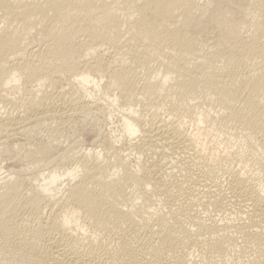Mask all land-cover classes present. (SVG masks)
Segmentation results:
<instances>
[{
	"label": "bare ground",
	"instance_id": "1",
	"mask_svg": "<svg viewBox=\"0 0 264 264\" xmlns=\"http://www.w3.org/2000/svg\"><path fill=\"white\" fill-rule=\"evenodd\" d=\"M101 86L138 157L69 139ZM10 139L43 166H0V264H264V0H0Z\"/></svg>",
	"mask_w": 264,
	"mask_h": 264
},
{
	"label": "rangeland",
	"instance_id": "2",
	"mask_svg": "<svg viewBox=\"0 0 264 264\" xmlns=\"http://www.w3.org/2000/svg\"><path fill=\"white\" fill-rule=\"evenodd\" d=\"M154 68L155 67L153 66L152 70ZM104 82L105 81H103L102 83H104ZM89 91L93 92V97L97 100V102H98L99 106L101 107L102 111H97L96 114L94 115V120H93L94 121L93 122L94 125L93 124L91 125L90 123L82 122L80 119H74L72 121L71 127L68 130L69 135H70L69 139H74L76 141L77 147L79 149H81V150H84V149L88 150L90 148H94L92 146H95V142H94L95 140L94 139L96 137L97 132H99L98 134L101 133V135H106L108 138H110V136H114V135L117 137V139L123 137V134H122L123 131L121 130L120 123H119L120 122V115H121L119 113V111H120V107L122 108L123 105L121 104L122 106L117 107V109H116V107L112 108L113 110L110 109V106H114L113 99H112L111 96L106 94V92L102 89V86L99 88V90H97V92H95V90H93V88H89ZM103 96H105V98H103ZM109 98H111V100H109ZM173 100L175 101V98ZM198 101H200V102L202 101L203 105L201 103H199ZM198 101H197V103L200 104L201 107L202 106L206 107L204 105V101L202 99H199ZM111 102H113V104H111ZM194 102H196V101H194ZM136 105H135V107H136L135 110L137 111V113H139V115L146 116L147 112L149 114V110H150V112L153 111V109H151V108L149 110L148 109H143L140 104H138L137 106ZM214 107L212 106L210 109H212ZM123 108H125V107H123ZM213 110L216 111V107L214 109H212V111H211V113L214 112L213 116H215V114H217V112H215ZM110 111H112V112H110ZM162 111L163 112L161 114H164V110H162ZM227 130H229V129H226V130H224L222 132L218 131L219 133L218 132L214 133V134H216V138L218 137V140H217V143L214 142L212 139L210 140L212 148L215 149L214 146H216V147L219 146V149L218 148L215 149L217 152H220L221 150H228V151H231V152L235 151L236 153L237 152H242V151L246 152L247 145L245 144V142L241 141V139H239V137H237L238 136L237 134H235V136L232 135L233 131H232V134H231L230 133L231 131L230 130L227 131ZM223 132H224V134H223ZM121 135H122V137H121ZM219 137H220V139H219ZM230 137H231V140H230ZM222 138H224V139H222ZM225 138H227V139H225ZM228 140H230V141H228ZM68 141L63 140V139H59L58 143L61 146H63V148H65V147H67L68 143L70 142V141L69 142ZM219 141L221 143L222 142H224V143L226 142V143L225 144L224 143L221 144V143H219ZM133 142H135V140ZM133 142L132 141L129 142V139L127 138V135L124 136L121 139V141L116 144L118 152L120 154H122V155H126V154L130 153V154H132L131 155L132 157H134V158H136V156L138 157V155L135 156L136 150H134V147L132 146ZM15 143H16V140H11L10 139L8 141V143H7V146L3 149L4 150V155H0V166L3 167L2 173H5V175H6V174L10 173L11 171H15V170L16 171L17 170H24V171L27 170V172H29V171H34V172L39 171L42 168V166H43L42 162L39 161L40 159H34V158L30 157V156H26V157H18L17 156L15 158H11L10 160L9 159L7 160V158L10 155V152L15 149V146H14ZM64 143H65V145H64ZM215 143L218 144V145H216ZM224 148H227V149H224ZM132 157L130 159L131 162L133 161ZM139 159H140V161L142 160L141 158H139ZM69 162L71 163V161H69V159H66L59 167L64 169V167H68L69 166V164H70ZM132 164H133V162H132ZM8 170H11V171L9 172ZM27 175H29V176H27ZM27 175H26V178H28V177L30 178L31 177V174L28 173ZM66 182L67 181H65V183L62 182L63 184L62 183L57 184L58 185L57 188L59 189L58 192L60 191L59 194H58V197H61L62 195L64 196L65 190H66L65 186L67 188V183ZM198 209L200 210V207H198ZM200 213H201V215L203 217H212L213 216L212 213H210L211 215L209 213L208 214H203V212H201V210H200Z\"/></svg>",
	"mask_w": 264,
	"mask_h": 264
}]
</instances>
